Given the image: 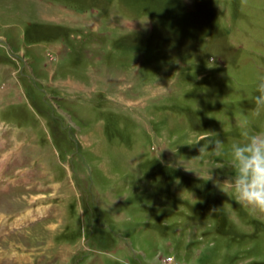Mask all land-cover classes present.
Instances as JSON below:
<instances>
[{"label": "rangeland", "instance_id": "rangeland-1", "mask_svg": "<svg viewBox=\"0 0 264 264\" xmlns=\"http://www.w3.org/2000/svg\"><path fill=\"white\" fill-rule=\"evenodd\" d=\"M259 75L264 0H0V264H264L181 145L239 140Z\"/></svg>", "mask_w": 264, "mask_h": 264}, {"label": "clouds", "instance_id": "clouds-1", "mask_svg": "<svg viewBox=\"0 0 264 264\" xmlns=\"http://www.w3.org/2000/svg\"><path fill=\"white\" fill-rule=\"evenodd\" d=\"M253 104V119L239 123L240 139L225 145L224 141L210 136L189 140L181 145L199 147V155L210 151L218 160L224 162L217 168L227 166L232 170L229 177L232 192L226 191L219 183L217 186L248 212L257 218H264V127L258 126L254 121L264 115V75L257 76L254 82V95L251 97ZM203 143L201 144V142ZM171 149V148H170ZM174 153L178 151L171 149ZM177 167H182L187 173H193L203 181L214 180L212 171L207 175L196 166L181 161L178 155Z\"/></svg>", "mask_w": 264, "mask_h": 264}]
</instances>
